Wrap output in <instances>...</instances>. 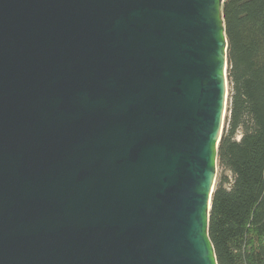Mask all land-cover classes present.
<instances>
[{
	"label": "water",
	"instance_id": "obj_1",
	"mask_svg": "<svg viewBox=\"0 0 264 264\" xmlns=\"http://www.w3.org/2000/svg\"><path fill=\"white\" fill-rule=\"evenodd\" d=\"M225 0H0V264H217Z\"/></svg>",
	"mask_w": 264,
	"mask_h": 264
},
{
	"label": "trees",
	"instance_id": "obj_2",
	"mask_svg": "<svg viewBox=\"0 0 264 264\" xmlns=\"http://www.w3.org/2000/svg\"><path fill=\"white\" fill-rule=\"evenodd\" d=\"M227 111L208 236L217 264H264V0H225Z\"/></svg>",
	"mask_w": 264,
	"mask_h": 264
}]
</instances>
